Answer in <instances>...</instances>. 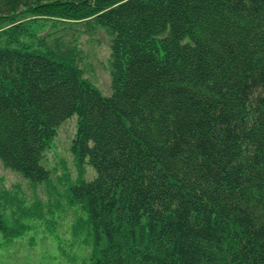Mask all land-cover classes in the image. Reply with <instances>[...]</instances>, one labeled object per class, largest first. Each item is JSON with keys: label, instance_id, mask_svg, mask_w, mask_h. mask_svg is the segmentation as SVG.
<instances>
[{"label": "trees", "instance_id": "trees-1", "mask_svg": "<svg viewBox=\"0 0 264 264\" xmlns=\"http://www.w3.org/2000/svg\"><path fill=\"white\" fill-rule=\"evenodd\" d=\"M8 20L0 161L51 186L46 152L78 117L66 199L84 212L85 264H264V0H0ZM98 27L109 97L78 64ZM40 207L11 224L5 205L0 248Z\"/></svg>", "mask_w": 264, "mask_h": 264}, {"label": "rangeland", "instance_id": "rangeland-1", "mask_svg": "<svg viewBox=\"0 0 264 264\" xmlns=\"http://www.w3.org/2000/svg\"><path fill=\"white\" fill-rule=\"evenodd\" d=\"M30 17L20 16L22 20L18 23H25ZM11 22L8 20L0 23V33L11 28ZM35 26L38 34L48 32V23H36ZM78 29L85 28L80 26ZM79 39L78 46L83 52L80 63L84 67L85 77L104 96H111L108 32L98 27L89 35L79 36ZM66 41L73 45L72 39ZM77 119L75 115L59 128L46 154L45 164L52 172L51 186L33 185L0 162V213L6 205V220L13 224L14 218L26 216L28 210L34 212L35 205L41 203L38 212L40 216L42 213L45 215V219H33L32 216L22 218L27 224V232L21 239L0 250V264H85L90 255L91 248L81 243L72 230L84 212L78 206H70L66 199L69 183L76 181L80 175L78 160L71 150L77 131ZM85 168L86 179L92 178L91 168ZM5 198H8L7 202ZM0 243H3L1 236Z\"/></svg>", "mask_w": 264, "mask_h": 264}]
</instances>
